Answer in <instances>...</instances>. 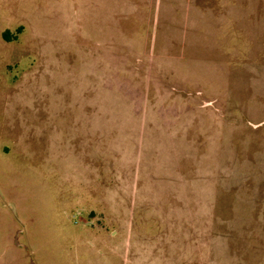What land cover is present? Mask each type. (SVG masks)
<instances>
[{
	"label": "rangeland",
	"instance_id": "rangeland-1",
	"mask_svg": "<svg viewBox=\"0 0 264 264\" xmlns=\"http://www.w3.org/2000/svg\"><path fill=\"white\" fill-rule=\"evenodd\" d=\"M0 264H264V0H0Z\"/></svg>",
	"mask_w": 264,
	"mask_h": 264
}]
</instances>
